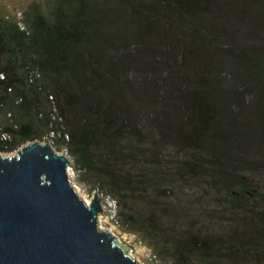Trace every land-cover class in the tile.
<instances>
[{"label": "trees", "instance_id": "trees-1", "mask_svg": "<svg viewBox=\"0 0 264 264\" xmlns=\"http://www.w3.org/2000/svg\"><path fill=\"white\" fill-rule=\"evenodd\" d=\"M127 1L51 0L47 11L28 12L26 30L0 20V88L13 87L0 95L9 120L0 133L12 134L0 150L41 138L55 106L53 121L65 126L57 142L67 140L83 177L116 195L123 224L171 264H264V185L229 180L237 131L222 111L228 93L247 100L246 80L255 118L264 116V0ZM140 40L150 57L130 70ZM161 74L165 86L147 90V76L155 83ZM165 107L174 121L156 120ZM194 183L224 196L228 225L204 215L193 192L179 196L178 184Z\"/></svg>", "mask_w": 264, "mask_h": 264}, {"label": "water", "instance_id": "water-1", "mask_svg": "<svg viewBox=\"0 0 264 264\" xmlns=\"http://www.w3.org/2000/svg\"><path fill=\"white\" fill-rule=\"evenodd\" d=\"M69 165L49 137L0 153V264H140L100 227L102 197L94 191L87 202Z\"/></svg>", "mask_w": 264, "mask_h": 264}, {"label": "rangeland", "instance_id": "rangeland-1", "mask_svg": "<svg viewBox=\"0 0 264 264\" xmlns=\"http://www.w3.org/2000/svg\"><path fill=\"white\" fill-rule=\"evenodd\" d=\"M122 3L126 5H130L129 1L127 0H121ZM134 3L136 4L138 1L133 0ZM51 0H0V20H8V21H17V19H21L22 25H25L26 28H29L26 17L28 15V12L31 11V9H34L36 7H40L42 11H47L49 6H50ZM138 4V3H137ZM8 25L11 24L12 22H8ZM122 25L125 26V33H129V28L125 22V19L122 18ZM21 26V24H19ZM263 38V34L260 35ZM137 37V35H134V39ZM133 38V37H132ZM131 37L127 39L128 42L131 40L134 41ZM136 40V39H135ZM150 40V38H149ZM142 43V40H140ZM132 43H135L132 42ZM138 43L134 45L135 49L137 52L134 54H130L128 57V65L131 70V68H137V66L134 67V65H131L132 60L134 59H141L143 61H147L148 57V52L150 50L149 46L146 43V40L141 44ZM163 43V42H162ZM148 48V49H147ZM147 50V53H146ZM138 55H135V54ZM135 74V73H134ZM164 74H161V77H157L155 80V83L149 82L150 79L147 76V81H148V86L146 87L147 90H153L157 91L158 89H161V87H164L166 84V81L162 78ZM227 78H231L229 71L226 73ZM153 77V76H152ZM189 80L184 79L183 82L187 84H191V82H188ZM241 84H244L240 89L243 95L247 97V100L243 99L240 95L235 96L232 93H228L227 97H225V102H229L228 107L226 106L225 109H222L224 111L225 116L228 118V112L231 113V118L234 120L232 121V124L234 126V132L236 135L232 136V138L229 141L230 142V155H231V160H236V163H229L232 169L233 174H230L229 180L232 181L234 179H249L252 181L253 184L257 185H264V116L259 118H255L256 113H255V107L259 108V106L256 105L255 99L253 102V97H252V91L249 90L251 87L246 80L244 82L240 81ZM184 83V85H185ZM139 85L141 86V89H143L146 84L140 82L139 80ZM165 91L160 90V94H164ZM178 90L172 92L173 98L178 97L177 95ZM251 93V94H250ZM147 104L152 105V103L155 100L152 99V97H148V102L145 100ZM144 104V103H143ZM224 104V101H223ZM177 104H174L176 106ZM181 105V104H180ZM143 106H148V105H143ZM164 106V105H163ZM166 110H162L161 108H158L157 110V119L156 120H167L169 123L171 119L174 121V119H182L186 118V113L187 110H185V103L181 105V112L182 115L177 116L176 118L173 117V114L170 113L169 109L165 107ZM3 111V110H2ZM57 107L55 108L54 106V112L52 114L51 122L49 125V129L45 131V133L42 134V137L36 140L39 141H44L45 137L51 138V143L52 146L55 150L58 152L66 153L69 155L72 161L73 166H68V172H69V178L73 184H75L77 191L79 194L84 198L91 200L94 191H98L99 187L94 186L89 180L85 179L83 177L84 169L80 165H78L73 157L69 154V149L68 146L65 142H57L56 137H60L57 131H64L65 126L64 124L55 123L53 120H57ZM148 111H151L148 109ZM5 112H2V120L9 121L8 118H6V115H4ZM170 114V115H169ZM184 115V116H183ZM156 117V116H155ZM60 120H63L62 117L60 116ZM143 122L147 127L151 129V125L148 123V120L146 118L142 117ZM226 120V119H224ZM5 121V123H6ZM52 129L56 131V134L54 135L52 132ZM167 129L170 130V126L167 125ZM233 132V133H234ZM63 133V132H62ZM53 134V136H51ZM66 138V137H65ZM31 142V141H28ZM27 142V143H28ZM26 144V143H25ZM22 148L21 145H19L15 150L13 151H1V154L3 155H12L16 154L18 150ZM237 165L236 167V172L233 171V166ZM246 165H249V168L246 167ZM229 168V167H228ZM205 185H203L204 187ZM178 190L181 192L179 196L188 195L190 192H193V195H195L194 203L196 206L199 204L202 205V207L205 209H209L208 212H205L203 210V214H211L213 213V220L216 222L221 221L222 224H229V215L230 213L228 211H225V207L227 203L224 202V196L216 193L214 189H208V187L202 188L201 186L197 187V185L194 183L192 187H190L189 190L187 188L183 190V185L178 184ZM206 189V190H205ZM101 191H104L106 193H110L112 196H114L117 200L118 204V210H123V204L119 200V198L114 195L112 192L105 188H100ZM205 190V191H204ZM204 191V192H203ZM183 198V197H181ZM105 213L103 218L99 219V225L102 229H109L111 232H113L116 235V238L126 247L129 249V254L139 260L140 264H158L155 260L149 259L147 255L148 249H151L153 252H155L158 257L161 259L164 264H171L169 259L170 257H167L165 255H162L161 253L158 252L157 249L149 245V243L146 241L145 237L143 236L142 233H140L137 230H130L128 229L129 227L125 226L123 224V221L119 214V224H115L111 217L109 216L108 210L104 211ZM213 221V222H214Z\"/></svg>", "mask_w": 264, "mask_h": 264}, {"label": "built area", "instance_id": "built-area-1", "mask_svg": "<svg viewBox=\"0 0 264 264\" xmlns=\"http://www.w3.org/2000/svg\"><path fill=\"white\" fill-rule=\"evenodd\" d=\"M21 19L19 20V24H21L20 27L22 29L26 30L27 28H26L25 25H22ZM0 77L2 79H4L5 78V73L4 72H1ZM12 90H13V87H11V86H9L7 89L0 88V95L9 93ZM50 97L53 98V96H50ZM20 100L21 99H17L16 102L18 103ZM2 112L3 111H2V109L0 107V126H1V128L3 127V125H2L3 124ZM7 117H9L11 120L13 119L12 111H8L7 112ZM52 132H53L54 135L56 134V131L54 129H52ZM57 132H58L59 136L62 135V132L61 131H57ZM53 134L51 136H53ZM0 137H1V140L2 141L7 142V141H9L12 138V134L10 133V131L5 130V129H2L1 130V133H0ZM65 137L66 138H69V135L66 133L65 134ZM54 138H58L57 135ZM0 153H1V151H0ZM98 192L100 193V195L102 197L103 205H104L105 210H108L109 216L111 217V219L113 220V222L115 224H119L120 221H119V218H118L119 217V215H118V204H117L116 198L114 196H112L110 193H106L104 191H101L100 189L98 190ZM86 200H87V202H90V200H88L87 198H86ZM103 216H104L103 213L100 214L101 219L103 218ZM147 255H148L149 259L155 260L158 264H164L162 261H160L161 259L158 257V255L155 252H153L151 249H148Z\"/></svg>", "mask_w": 264, "mask_h": 264}]
</instances>
